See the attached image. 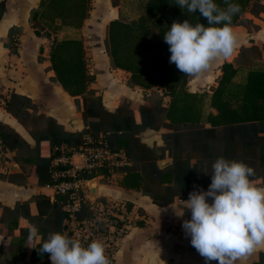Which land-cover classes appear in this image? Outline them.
<instances>
[{
	"label": "trees",
	"instance_id": "16d2710c",
	"mask_svg": "<svg viewBox=\"0 0 264 264\" xmlns=\"http://www.w3.org/2000/svg\"><path fill=\"white\" fill-rule=\"evenodd\" d=\"M261 1L231 0L241 6V12L232 19V26L240 24L247 11H264ZM176 3L177 0H142L136 8L139 9L137 15L112 19L107 26L112 65L129 73L130 86L155 91L152 95H157L156 90H159L157 102L123 100L115 111L108 110L101 97L89 87L95 76L89 72L81 35L54 37L49 50L51 68L63 89L81 98L84 129L68 132L50 116L31 115L28 109L35 107L31 100L11 94L4 108L29 129L35 141L33 153L27 149L15 157L27 177H37L39 186L50 183V161L68 152L61 150V146L77 148L84 135L101 134L107 137L112 149L123 150L131 163L121 169L120 186L143 192L159 206L168 204L174 197L187 198L194 189L207 190L211 183V165L221 156L252 166L255 176L250 177L251 182L264 186V67L254 66L245 57L248 51L260 57L261 51L255 46L241 48L240 66L247 67L242 77H238L240 66L224 61L210 94L188 91L191 77L169 62L171 53L164 33L173 21L182 23L187 19L192 24L200 22L205 26L208 22L198 10L189 13ZM216 3L225 7L224 0H216ZM112 5L117 3L112 2ZM90 9L91 0H41L31 18L32 21L42 18L55 33L64 29L78 31ZM44 26L48 29L44 24L42 29ZM164 97L168 101L165 102ZM161 128L168 129L162 135L163 146L150 147L141 140V132ZM0 139L7 151H20L24 143L16 132L1 125ZM166 155L171 163L161 167L159 161ZM98 174L100 172H91L83 176L93 178ZM61 199L59 196L52 202L43 194L37 195L38 214L33 219L43 240L31 251L30 260L35 264L48 255H40L37 247L50 233H63L66 215ZM17 221H14L13 235L23 236V241L27 228L19 226ZM253 264H264V254Z\"/></svg>",
	"mask_w": 264,
	"mask_h": 264
},
{
	"label": "crops",
	"instance_id": "0c3cea01",
	"mask_svg": "<svg viewBox=\"0 0 264 264\" xmlns=\"http://www.w3.org/2000/svg\"><path fill=\"white\" fill-rule=\"evenodd\" d=\"M41 0H0V84L2 85V100L0 101V125L16 132L22 139V149L8 150L11 166L8 173L0 175V262L2 264H35L30 260L34 246L43 240L38 231L35 239H29L30 229L35 226L38 214L36 198L38 194L47 196L50 201H57L59 196L52 188L39 186L37 177L28 176L15 162V157L23 150L34 152L35 141L19 119L4 108V102L13 93L25 96L35 105L28 109L31 115L45 114L52 117L68 132H79L84 129L82 120V100L69 95L57 81L49 59L50 45L58 33L47 35L44 29L38 27V21H32V13L38 9ZM109 7H104L102 14L110 20L119 18V9L110 0H93ZM92 2V0H91ZM264 4V0L261 1ZM106 8V9H105ZM96 10L90 9L82 27L78 30L84 40L88 57L89 72L95 76L89 87L101 97L102 103L110 111H115L121 101L142 102L144 94L151 90H143L129 85V73L115 68L107 50L94 46L86 47L88 41L94 43L101 39L106 24L94 22ZM99 13V12H98ZM111 17V18H110ZM107 28V27H106ZM39 30V33L36 30ZM238 38L236 47L228 58L213 62L210 69L197 77H191L187 89L193 93L210 94L221 75L220 65L224 61L240 66L243 57L241 48L255 46L261 55L248 51L245 57L252 63H264V11H247L238 25L232 26ZM107 31V30H106ZM106 33V32H105ZM83 35V36H82ZM104 47V45H103ZM250 53V54H249ZM253 59V60H252ZM246 66L238 69V77L245 74ZM159 93V90H156ZM78 99V103L76 102ZM164 101H168L164 97ZM163 129H146L140 133V138L150 147L162 145ZM155 145V146H154ZM168 156L167 161H170ZM75 162H80L78 155L73 156ZM123 173L115 174L110 179L93 178L87 189L89 198H119L133 206L142 215V220L134 226L121 241L116 254L110 260L111 264H206L191 245V237L186 236L182 228L183 220L191 218L189 209H183V216L178 215L183 208L180 200L187 198L174 197L164 206L156 205L152 199L138 190H127L119 184ZM264 187V186H261ZM211 202V201H209ZM8 208L9 210H4ZM32 217V218H30ZM27 228V236L13 235L14 221ZM64 223V221H63ZM64 233V231H63ZM47 239V238H46ZM264 254V247L244 260L235 264H253ZM36 264H52L49 254ZM216 264V262H211Z\"/></svg>",
	"mask_w": 264,
	"mask_h": 264
},
{
	"label": "clouds",
	"instance_id": "9594fccd",
	"mask_svg": "<svg viewBox=\"0 0 264 264\" xmlns=\"http://www.w3.org/2000/svg\"><path fill=\"white\" fill-rule=\"evenodd\" d=\"M176 4L189 13L198 10L208 25L173 21L164 33L169 62L185 76H201L213 62L233 53L238 38L231 22L241 6L231 0H224L225 7L216 0H177ZM211 168L208 189L189 192L187 200H180L183 208L178 215L190 210L191 218L183 220L182 228L206 264H235L264 247V187L251 182L255 169L243 161L221 156ZM37 235L33 226L29 239ZM37 251L49 254L52 264H111L102 242L93 240L85 247L62 232L50 233Z\"/></svg>",
	"mask_w": 264,
	"mask_h": 264
},
{
	"label": "built area",
	"instance_id": "2783aa9c",
	"mask_svg": "<svg viewBox=\"0 0 264 264\" xmlns=\"http://www.w3.org/2000/svg\"><path fill=\"white\" fill-rule=\"evenodd\" d=\"M0 84V101L2 100ZM61 153L50 161L51 182L46 187L62 197L65 212L64 233L79 240L83 246L91 241L103 243L106 256L111 260L127 233L142 220V215L133 206L119 198H89V182L83 174L100 172L96 177L110 179L131 163L121 149H112L107 137L84 135L77 147L61 146ZM78 155L80 162L73 156ZM10 157L0 139V175L8 173Z\"/></svg>",
	"mask_w": 264,
	"mask_h": 264
},
{
	"label": "rangeland",
	"instance_id": "374dc122",
	"mask_svg": "<svg viewBox=\"0 0 264 264\" xmlns=\"http://www.w3.org/2000/svg\"><path fill=\"white\" fill-rule=\"evenodd\" d=\"M115 2V3H117V7H118V9H119V18H123V19H128V18H130V17H134L135 15H137V13H138V11H139V9H137L136 10V8H137V6L139 7V5H141V2H142V0H111V2ZM109 2H110V0H109ZM104 7H109V5H104L103 3H100V2H94L93 0H92V2H91V10L92 11H95L96 10V14H95V12H94V14H95V18L93 19V21L94 22H98V23H100L101 25H103L104 23H106L108 20H110L109 18H107V17H103V16H101V18H100V15H98V14H102L101 12H103V9H104ZM106 9V8H105ZM99 12V13H98ZM111 18V17H110ZM41 21H38V27L39 28H43L42 26H43V24L44 25H46L47 27H48V29L44 26V32L45 33H49L50 34V32L52 31V33H54L53 32V30L51 29L52 27L51 26H49L45 21H42V18L40 19ZM108 25L106 24V26H105V32L102 34V36H101V39H100V36H99V39L97 40V42L96 43H94V42H92V41H88L87 40V38L88 37H91V35H89L88 34V32H87V30L85 31V33H86V42H85V44H86V47L87 48H89L90 47V49L92 48V47H94V46H98L99 48H101L102 47V49L104 48L105 50H107V52H108V42H107V27ZM54 28V27H53ZM49 29H51V31L49 30ZM50 31V32H49ZM67 31V29H64V30H61L60 32H59V37H61V36H63V35H65V34H67V35H79L80 34V32L81 31H69V32H66ZM83 36V35H82ZM83 40V39H82ZM84 41V40H83ZM103 45H104V47H103ZM101 46V47H100ZM250 54V53H249ZM254 64V66H259L258 64H260V65H262L263 67H264V63H262V62H260V61H256V62H254L253 63ZM153 92H155V91H151V93L149 92V94L148 95H145L144 94V99L143 100H147V101H150V102H157V100H158V97L157 96H159L158 95V93H157V95H152V93ZM96 96H98L97 94H96ZM151 100H153V101H151ZM166 102V101H165ZM167 132V130H165V129H163V132L161 133V135H160V137H161V141H162V145H160V146H163V140H162V135L164 134V133H166ZM155 146V145H154ZM185 148H187V144H185ZM167 158H168V156L166 155V156H164V158L162 159V160H160L159 161V165L162 167V166H165V165H168V164H170L171 163V159H170V161H167ZM64 231V230H63Z\"/></svg>",
	"mask_w": 264,
	"mask_h": 264
}]
</instances>
